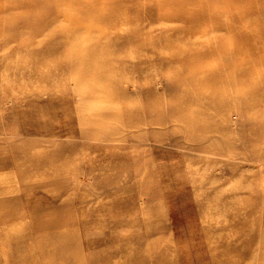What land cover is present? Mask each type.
Segmentation results:
<instances>
[{
  "label": "rangeland",
  "instance_id": "374dc122",
  "mask_svg": "<svg viewBox=\"0 0 264 264\" xmlns=\"http://www.w3.org/2000/svg\"><path fill=\"white\" fill-rule=\"evenodd\" d=\"M202 1L0 0V264H264V83L185 61Z\"/></svg>",
  "mask_w": 264,
  "mask_h": 264
},
{
  "label": "bare ground",
  "instance_id": "6f19581e",
  "mask_svg": "<svg viewBox=\"0 0 264 264\" xmlns=\"http://www.w3.org/2000/svg\"><path fill=\"white\" fill-rule=\"evenodd\" d=\"M162 3L170 7V12L167 15H163L166 19H182V23H185V18H200L204 16L202 12H190L185 8V4L192 0H160ZM221 8L226 10L228 15L227 21H220L217 17H208V22L211 23V27L203 26V30L207 35H210L212 39L207 40L203 44V52H197V57L192 58L189 54L185 56V61L191 62L194 66L198 64L201 70H207L208 64L204 61L206 59H213L216 62L217 70L207 79L209 83L220 85L222 89H229L227 97L234 99H243V96L248 92V88L245 90L240 86V78L250 79L253 77L259 78L256 82L264 83V30L255 31L253 28L249 30H239L244 23L243 19L240 21L237 19L235 23H230L232 17L235 14L236 7L244 3V0H215ZM209 4L208 0L201 2L202 7H206ZM178 10H181L178 13ZM64 17L68 16V12L63 11ZM62 14V12H61ZM206 20L207 18L204 17ZM240 18V17H239ZM194 26V25H193ZM197 29L194 28L189 29ZM224 31L222 36H217V32ZM67 43L66 40H64ZM206 46V48H205ZM215 66V69H216ZM209 68V67H208ZM91 75L96 76L97 72L92 70ZM263 72V74H260ZM104 74V73H103ZM100 73V75H103ZM260 74V75H258ZM106 75L104 74V77ZM248 87V85H247ZM170 88V87H169ZM250 92H255L254 89ZM154 110H151L149 114H153ZM222 128H216L212 130L214 134L217 132L222 133Z\"/></svg>",
  "mask_w": 264,
  "mask_h": 264
}]
</instances>
